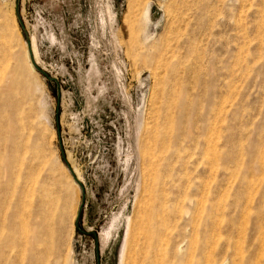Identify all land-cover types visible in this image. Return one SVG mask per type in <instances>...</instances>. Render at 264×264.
<instances>
[{"label":"rangeland","instance_id":"374dc122","mask_svg":"<svg viewBox=\"0 0 264 264\" xmlns=\"http://www.w3.org/2000/svg\"><path fill=\"white\" fill-rule=\"evenodd\" d=\"M18 1L0 264H264V0Z\"/></svg>","mask_w":264,"mask_h":264},{"label":"water","instance_id":"95a60500","mask_svg":"<svg viewBox=\"0 0 264 264\" xmlns=\"http://www.w3.org/2000/svg\"><path fill=\"white\" fill-rule=\"evenodd\" d=\"M15 14H16L17 19H18V21H19V23H20V25H21L24 33H25V39H26V43H27V48H28L30 59H31V62H32L33 66L37 70H39L41 73H43L46 77L52 79L53 76L49 75L47 73V71H45L39 64H37V62L35 61V59L33 57L29 35H28L27 29L25 28V25L23 24V21L21 19L19 1L18 0H16V2H15ZM58 105H59V93H57L56 119H57V113H58ZM62 155H63V152H62ZM63 157H64V155H63ZM64 159H65V157H64ZM65 161H66L67 167L69 168L73 178L80 185V188H81V201L79 203V206H78V209H77V213H76V216H75V220H74L75 225L78 226V219H79L81 210L83 208V204L85 202V186H84L83 182L75 175V173L73 172V169L71 168V165L67 162L66 159H65ZM95 237H96V241H97V236L95 235ZM96 245H97V243H96Z\"/></svg>","mask_w":264,"mask_h":264},{"label":"bare ground","instance_id":"6f19581e","mask_svg":"<svg viewBox=\"0 0 264 264\" xmlns=\"http://www.w3.org/2000/svg\"><path fill=\"white\" fill-rule=\"evenodd\" d=\"M29 39H30V44H31V49H32L33 57H34L35 61L38 62L37 57H36V54H35V46H34L33 40H32L30 37H29ZM26 46H27V43H26ZM27 53H28V57H29V61H30V63H31V66H32L33 69H35V67L33 66V64H32V62H31L28 48H27ZM37 64H38V63H37ZM67 168H68V167H67ZM71 168H72V167H71ZM68 170H69V168H68ZM69 172H70V170H69ZM73 172H74V170H73ZM74 173H75V172H74ZM70 175H71V177L73 178L71 172H70ZM75 175H76V174H75ZM76 176H77V175H76ZM78 178L81 179L79 176H78ZM73 180H74L75 183H77V182L75 181L74 178H73ZM161 221H162V220H161ZM34 239H36V238H34ZM98 240H99V242L101 243V245H104V244L108 241V235H106V234H102V233H101V234L98 235ZM34 241H36V240H34Z\"/></svg>","mask_w":264,"mask_h":264}]
</instances>
